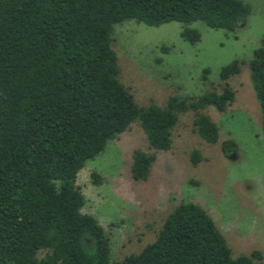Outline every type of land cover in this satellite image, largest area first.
<instances>
[{"label":"trees","instance_id":"1","mask_svg":"<svg viewBox=\"0 0 264 264\" xmlns=\"http://www.w3.org/2000/svg\"><path fill=\"white\" fill-rule=\"evenodd\" d=\"M250 13L244 0H0V264H264L258 249L233 257L213 217L192 201L181 202L140 252L111 261L110 239L83 212L77 183L86 162L137 120L156 152L172 148L188 111L196 133L218 143L219 126L202 110L223 112L236 98L230 79L241 72L238 59L221 68L220 90L139 106L120 79L115 24L177 21L195 44L201 33L193 22L235 31ZM249 67L264 131V40ZM238 148L234 139L222 142L226 155ZM156 152L134 151L135 180L148 179ZM202 160L193 150L192 164Z\"/></svg>","mask_w":264,"mask_h":264},{"label":"rangeland","instance_id":"2","mask_svg":"<svg viewBox=\"0 0 264 264\" xmlns=\"http://www.w3.org/2000/svg\"><path fill=\"white\" fill-rule=\"evenodd\" d=\"M244 1L251 13L235 31L193 22L190 26L201 33L195 44L183 39L184 25L177 21L149 26L131 19L114 25L112 45L120 79L139 106H164L171 95L198 97L220 90L221 68L236 59L243 63L230 79L234 102L223 112L214 106L202 110L219 126L218 143L210 144L196 133L195 112L188 111L180 114L173 129L172 148L156 152L137 120L79 172L77 183L86 198L83 212L105 228L111 261L153 242L167 216L184 201L199 203L209 212L233 257L255 249L264 255V131L249 67L264 40V0ZM227 139L238 143L237 152H223ZM137 149L157 155L147 180H135L131 174ZM195 149L203 156L196 166L191 162ZM94 172L101 183L95 182Z\"/></svg>","mask_w":264,"mask_h":264}]
</instances>
